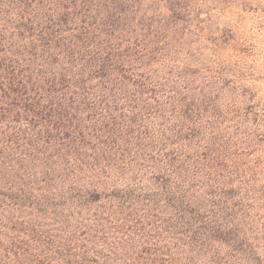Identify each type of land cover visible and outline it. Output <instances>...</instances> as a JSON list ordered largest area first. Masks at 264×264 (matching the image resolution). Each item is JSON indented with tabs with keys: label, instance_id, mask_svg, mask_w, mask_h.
I'll list each match as a JSON object with an SVG mask.
<instances>
[{
	"label": "trees",
	"instance_id": "16d2710c",
	"mask_svg": "<svg viewBox=\"0 0 264 264\" xmlns=\"http://www.w3.org/2000/svg\"><path fill=\"white\" fill-rule=\"evenodd\" d=\"M214 2L0 0V264H264V106L189 40Z\"/></svg>",
	"mask_w": 264,
	"mask_h": 264
},
{
	"label": "rangeland",
	"instance_id": "374dc122",
	"mask_svg": "<svg viewBox=\"0 0 264 264\" xmlns=\"http://www.w3.org/2000/svg\"><path fill=\"white\" fill-rule=\"evenodd\" d=\"M227 4L207 3L200 11L198 29L193 38L197 46L214 44L222 58L230 60V81L242 84L256 94L264 106V0H227ZM212 10L209 15L204 12ZM214 38L215 41L208 38Z\"/></svg>",
	"mask_w": 264,
	"mask_h": 264
}]
</instances>
